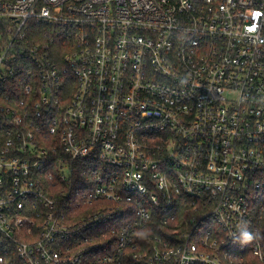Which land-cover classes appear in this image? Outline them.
Here are the masks:
<instances>
[{"label": "built area", "instance_id": "1", "mask_svg": "<svg viewBox=\"0 0 264 264\" xmlns=\"http://www.w3.org/2000/svg\"><path fill=\"white\" fill-rule=\"evenodd\" d=\"M263 222L264 0H0V264L261 260Z\"/></svg>", "mask_w": 264, "mask_h": 264}, {"label": "trees", "instance_id": "2", "mask_svg": "<svg viewBox=\"0 0 264 264\" xmlns=\"http://www.w3.org/2000/svg\"><path fill=\"white\" fill-rule=\"evenodd\" d=\"M80 171L81 170L78 169L77 178L79 179L81 178ZM259 238L263 244V258L260 260L257 256L252 254V252L250 251V242L247 241L244 244L245 248L239 252L242 257L240 259H237L233 264H264V222L259 231Z\"/></svg>", "mask_w": 264, "mask_h": 264}]
</instances>
